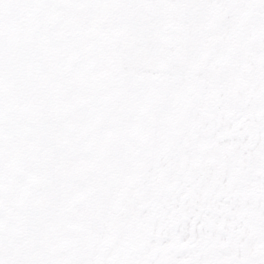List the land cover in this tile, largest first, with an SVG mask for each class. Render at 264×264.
Wrapping results in <instances>:
<instances>
[{
  "label": "snow or ice",
  "instance_id": "1",
  "mask_svg": "<svg viewBox=\"0 0 264 264\" xmlns=\"http://www.w3.org/2000/svg\"><path fill=\"white\" fill-rule=\"evenodd\" d=\"M0 264H264V0H0Z\"/></svg>",
  "mask_w": 264,
  "mask_h": 264
}]
</instances>
